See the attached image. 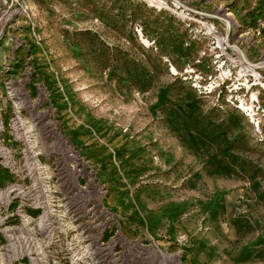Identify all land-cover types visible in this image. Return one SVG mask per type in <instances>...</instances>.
I'll return each mask as SVG.
<instances>
[{
    "label": "rangeland",
    "instance_id": "1",
    "mask_svg": "<svg viewBox=\"0 0 264 264\" xmlns=\"http://www.w3.org/2000/svg\"><path fill=\"white\" fill-rule=\"evenodd\" d=\"M0 264H264V0H0Z\"/></svg>",
    "mask_w": 264,
    "mask_h": 264
},
{
    "label": "bare ground",
    "instance_id": "2",
    "mask_svg": "<svg viewBox=\"0 0 264 264\" xmlns=\"http://www.w3.org/2000/svg\"><path fill=\"white\" fill-rule=\"evenodd\" d=\"M252 113V112H251Z\"/></svg>",
    "mask_w": 264,
    "mask_h": 264
}]
</instances>
